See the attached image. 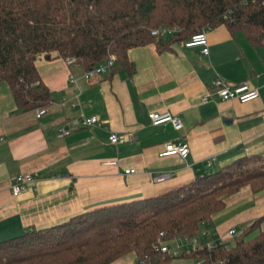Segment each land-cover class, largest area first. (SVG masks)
<instances>
[{"label":"crops","instance_id":"crops-1","mask_svg":"<svg viewBox=\"0 0 264 264\" xmlns=\"http://www.w3.org/2000/svg\"><path fill=\"white\" fill-rule=\"evenodd\" d=\"M203 33L207 55L184 48L183 41L161 52L149 44L128 50L127 65L115 64L90 80L82 78L80 66H66L55 53L49 59L38 56L34 67L51 98L39 119L34 110L19 112L0 82V242L80 213L163 194L239 157H264V48L252 47L223 25ZM215 78L229 88L245 84L257 98L241 104L210 96ZM204 96L208 101L201 103ZM151 112L179 117L182 128L150 126ZM80 117H96L98 123L73 125ZM61 128L69 133L59 138ZM113 133L130 135L132 141L111 146ZM178 143L187 145L186 157L159 156L165 144ZM209 158L211 168L206 167ZM18 175H30L34 182L12 197L9 187ZM159 176L165 179L153 182ZM229 198L222 211L199 225V233L230 243L239 226L245 229L264 216V189L253 193L246 186ZM259 228L264 230V220ZM231 229L234 235L225 236ZM134 261L128 254L112 264Z\"/></svg>","mask_w":264,"mask_h":264},{"label":"trees","instance_id":"trees-1","mask_svg":"<svg viewBox=\"0 0 264 264\" xmlns=\"http://www.w3.org/2000/svg\"><path fill=\"white\" fill-rule=\"evenodd\" d=\"M223 25L249 45L264 48V0H0V82L16 109L47 107L51 98L34 63L55 53L89 71L113 56L174 41ZM176 28L168 41L150 31ZM264 189V157L243 156L187 185L145 199L80 213L43 229L0 242V264H112L133 254V264H167L155 248L175 238L198 236L199 225L223 210L241 188ZM264 216L222 245L182 253L192 264H264ZM160 234L163 236L160 237Z\"/></svg>","mask_w":264,"mask_h":264},{"label":"built area","instance_id":"built-area-1","mask_svg":"<svg viewBox=\"0 0 264 264\" xmlns=\"http://www.w3.org/2000/svg\"><path fill=\"white\" fill-rule=\"evenodd\" d=\"M254 1V0H251ZM178 30L176 28H157L150 31V36L154 38L156 41L160 38L165 37H173ZM182 46L184 48H200L201 55H207V40L205 34L203 32L192 35L189 39L182 42ZM66 66H71L75 64L73 58L63 59ZM115 65V59L113 56H108L102 63L97 64L94 68L89 71H85L82 74V78L84 80H90L96 76H103L107 74ZM69 82L74 83L72 77H69ZM211 95L215 96L221 101H236L238 103H247L253 101L257 98V92L255 90L249 89L245 84H239L233 88H229L220 78H215L211 82ZM208 96H204L201 98V103H206ZM46 113V108H38L34 110V118L39 119ZM264 120V115L261 117ZM147 120L150 126H159L162 124H169L173 130L178 131L182 128V122L179 117L171 116L169 114H158L155 112H151L147 114ZM98 123L96 117H80L73 125L81 126V127H89L96 125ZM68 131L64 128L59 129L57 133V137H64L68 135ZM132 141V136L124 135L119 136L117 134H110L108 136V143L111 146H119L121 144L130 143ZM189 150L185 143H178L176 145L165 144L163 146L162 151L160 152V157H170V156H178L180 158H184L187 156ZM213 158H209L206 167L211 168V163L213 162ZM108 165L115 166V162H109ZM125 175L132 173L131 170H125L123 172ZM165 176L155 177L153 182H162ZM33 178L30 175H18L12 179L9 191L12 197H17L22 194L29 186L33 185ZM234 235V231L228 230L225 236L232 237ZM163 235L160 234V237ZM222 245L224 248H228L230 245L228 242H225L222 237L218 239H212L210 234L200 233L198 236L193 238L187 237H179L173 239L171 242L167 244H161L160 246L155 248V251L158 253L167 256L169 258L175 259L180 256L182 253H188L193 250L205 248L207 250L212 249L215 246ZM139 264H144L143 262H139Z\"/></svg>","mask_w":264,"mask_h":264},{"label":"rangeland","instance_id":"rangeland-1","mask_svg":"<svg viewBox=\"0 0 264 264\" xmlns=\"http://www.w3.org/2000/svg\"><path fill=\"white\" fill-rule=\"evenodd\" d=\"M227 199H228V200H231V198L227 197V198L225 199V201H226ZM244 227H245V226H239L238 229H237V232H236V235H235V236L239 235V234L242 232V229H243ZM165 244H166V243H165ZM175 259L177 260V259H179V258H175ZM172 260H173V259H172Z\"/></svg>","mask_w":264,"mask_h":264}]
</instances>
